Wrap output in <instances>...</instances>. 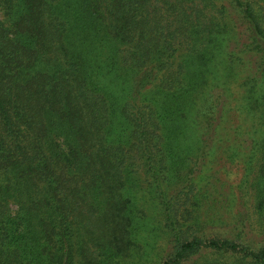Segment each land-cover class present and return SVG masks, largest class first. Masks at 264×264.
Instances as JSON below:
<instances>
[{"label":"trees","instance_id":"1","mask_svg":"<svg viewBox=\"0 0 264 264\" xmlns=\"http://www.w3.org/2000/svg\"><path fill=\"white\" fill-rule=\"evenodd\" d=\"M0 6V264H122L147 217L140 188L169 238L153 264H264V237L225 220L203 168L222 150L243 164L242 188L256 165L264 219V134L242 113L264 125V0Z\"/></svg>","mask_w":264,"mask_h":264},{"label":"rangeland","instance_id":"2","mask_svg":"<svg viewBox=\"0 0 264 264\" xmlns=\"http://www.w3.org/2000/svg\"><path fill=\"white\" fill-rule=\"evenodd\" d=\"M0 16H4V10L0 6ZM234 97L238 98V92L234 89ZM240 100L235 99V103H240ZM240 109V108H239ZM239 111V110H238ZM241 112V111H240ZM246 120L243 122V125L248 127V130L253 133L255 129H258L261 134H264V125L254 110L248 109L246 112ZM234 118L240 123L242 120L237 116ZM222 150L216 149L215 152L210 156L214 160L207 161L204 165V173H207L210 169L215 173V177L218 183L221 186L223 192V207L219 210L223 214L225 220L230 223L232 226L234 222L245 216L246 223L245 230L248 234V237L252 236L253 238L262 239L264 237V219L258 215L254 208V196L253 188L251 187V181L254 180L256 175L257 166L254 165L248 177L250 178V183L248 186H242L244 176L243 164L239 161H230V160H220L219 156ZM205 176V175H204ZM140 183L147 184L145 178L140 179ZM205 183V179H201V184ZM244 184V183H243ZM135 193V204L138 206L139 214L143 211L146 214V219L142 221L140 229V243L127 251L124 256L122 264H130L132 262L136 264H153L157 258H160L167 250L169 246V238L162 229L164 218L161 206L155 196L145 188H140L139 191ZM142 208V209H141ZM205 206L203 207L201 213L205 214ZM13 211L17 210V206L12 205ZM250 237V238H252ZM88 240V244H90ZM224 262L225 264H230L232 262H239L240 264H253L249 258H245L242 261H239V255H233L230 253H220L218 255L211 254L202 256L200 260L205 258H216ZM242 262V263H241Z\"/></svg>","mask_w":264,"mask_h":264}]
</instances>
